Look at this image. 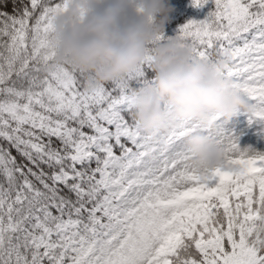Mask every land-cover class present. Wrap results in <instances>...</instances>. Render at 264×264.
<instances>
[{"label":"snow or ice","instance_id":"obj_1","mask_svg":"<svg viewBox=\"0 0 264 264\" xmlns=\"http://www.w3.org/2000/svg\"><path fill=\"white\" fill-rule=\"evenodd\" d=\"M213 2L167 39L193 60L225 61L249 123L264 122V0ZM67 5L0 0V264H264V152L241 149L216 113L143 131L131 110L154 83L151 46L87 89L83 72L54 61ZM196 129L227 167L192 166Z\"/></svg>","mask_w":264,"mask_h":264},{"label":"clouds","instance_id":"obj_2","mask_svg":"<svg viewBox=\"0 0 264 264\" xmlns=\"http://www.w3.org/2000/svg\"><path fill=\"white\" fill-rule=\"evenodd\" d=\"M173 11L170 0H68L54 17V61L90 73L84 83L91 90L130 72L151 46L154 83L137 90L133 113L145 132L176 120L208 124L210 113L228 121L237 109L250 110L222 75L225 61L193 60L177 39L157 40ZM185 142L195 169L228 166L223 148L210 137L192 132Z\"/></svg>","mask_w":264,"mask_h":264},{"label":"rangeland","instance_id":"obj_3","mask_svg":"<svg viewBox=\"0 0 264 264\" xmlns=\"http://www.w3.org/2000/svg\"><path fill=\"white\" fill-rule=\"evenodd\" d=\"M217 122L227 132L238 137L241 149L251 148L264 152V122L249 123L248 114L243 109H237L230 120L225 121L223 117H219ZM193 134L206 135V132L196 129Z\"/></svg>","mask_w":264,"mask_h":264},{"label":"trees","instance_id":"obj_4","mask_svg":"<svg viewBox=\"0 0 264 264\" xmlns=\"http://www.w3.org/2000/svg\"><path fill=\"white\" fill-rule=\"evenodd\" d=\"M170 3L174 6V11L170 14V20L165 25V30L163 32V39L167 40L168 37H174L179 31V27L183 25L189 19H203L210 10L215 8L213 0H208V3L203 7H194L191 0H170ZM8 11L11 12V2H9ZM85 74V73H84ZM91 75L89 74H85ZM155 76V71L149 69L147 72V78L153 79ZM111 81L106 84H110ZM135 107L131 110L134 113Z\"/></svg>","mask_w":264,"mask_h":264}]
</instances>
